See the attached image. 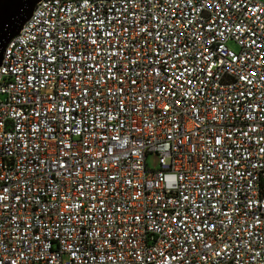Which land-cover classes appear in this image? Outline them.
Returning <instances> with one entry per match:
<instances>
[{
	"label": "built area",
	"instance_id": "obj_1",
	"mask_svg": "<svg viewBox=\"0 0 264 264\" xmlns=\"http://www.w3.org/2000/svg\"><path fill=\"white\" fill-rule=\"evenodd\" d=\"M0 264H264V3L39 2L0 66Z\"/></svg>",
	"mask_w": 264,
	"mask_h": 264
},
{
	"label": "water",
	"instance_id": "obj_2",
	"mask_svg": "<svg viewBox=\"0 0 264 264\" xmlns=\"http://www.w3.org/2000/svg\"><path fill=\"white\" fill-rule=\"evenodd\" d=\"M42 0H0V66L5 49Z\"/></svg>",
	"mask_w": 264,
	"mask_h": 264
},
{
	"label": "rangeland",
	"instance_id": "obj_3",
	"mask_svg": "<svg viewBox=\"0 0 264 264\" xmlns=\"http://www.w3.org/2000/svg\"><path fill=\"white\" fill-rule=\"evenodd\" d=\"M264 3V0H260ZM233 48H235L234 45H231ZM147 167L152 170H156L159 168V157L155 153H150L147 156L146 159Z\"/></svg>",
	"mask_w": 264,
	"mask_h": 264
}]
</instances>
